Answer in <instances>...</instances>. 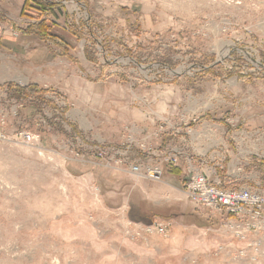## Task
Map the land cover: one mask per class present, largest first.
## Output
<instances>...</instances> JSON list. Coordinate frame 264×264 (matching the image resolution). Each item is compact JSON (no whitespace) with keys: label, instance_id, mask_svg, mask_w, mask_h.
Segmentation results:
<instances>
[{"label":"rangeland","instance_id":"obj_1","mask_svg":"<svg viewBox=\"0 0 264 264\" xmlns=\"http://www.w3.org/2000/svg\"><path fill=\"white\" fill-rule=\"evenodd\" d=\"M39 1L42 18L54 5L71 17L36 32L33 12L8 31L22 69L46 65L36 85L47 92L0 90V264H244L229 252L245 242L185 191L188 165L200 167L191 129L235 120L225 96L249 89L264 101V0ZM149 127L152 139L180 137L178 163L144 138ZM140 163L160 166L162 180L130 171ZM156 223L166 234L148 231Z\"/></svg>","mask_w":264,"mask_h":264},{"label":"crops","instance_id":"obj_2","mask_svg":"<svg viewBox=\"0 0 264 264\" xmlns=\"http://www.w3.org/2000/svg\"><path fill=\"white\" fill-rule=\"evenodd\" d=\"M25 2L26 0H3L1 2L0 11L4 12L7 16L11 13V15L16 17L15 19H12L14 21H9L6 17L3 19H7L8 21L1 22L0 19V90H2V93L4 90H12L11 88L9 89L10 83L15 84L16 86L19 85V83L25 84L26 82L34 85L41 83V85L46 86V77L42 74L46 65H42L38 62L34 63V61L31 62L32 60H30L28 64L29 67L22 69L21 65H18L19 59H17L16 55L11 54L9 51L10 47L8 46V42H10V40L15 41L14 39L17 41L19 40L17 38L10 37L8 31H12L16 28H18V30H24L23 21L26 18L23 15V10ZM29 2L37 6L35 1L33 2L32 0H29ZM48 12V14H50L47 17L48 20L53 17L54 19H52L54 21L52 22L56 25H61L60 20L66 21L71 14L67 8H63L59 5L52 6ZM59 41L63 43L61 40ZM83 56L86 60L87 57L85 53H83ZM31 66L32 69H30ZM14 69L21 71V75H13L12 72ZM43 76L45 78H43ZM240 87L243 89L242 85ZM225 94L228 95V93ZM211 95L210 99H215L214 96L218 94L216 93ZM258 95L259 93H255L247 89L244 91V95H242L238 100H232V103H230L231 101L225 96L226 99L221 101V103L225 104L226 107H235V111L238 113L237 118L232 120L233 123L228 122L230 120H221L215 118V116H213V118L207 116V118H204L205 129H203V131L200 129L199 131L201 132L199 133L198 130L197 132L195 131L196 129H191L190 133L193 134L191 135L190 145L194 151L193 156L195 155L192 160H194V158L198 160H194V163L199 166L203 164L217 165V170L220 174L231 173L234 169L242 167L244 169V173L249 174L251 172H257L261 177V174L258 171L264 173V106H262L264 101ZM185 114L188 116L191 113L187 112ZM143 126L145 129H148L146 124ZM249 126L252 127L248 128ZM154 130V127H149V131L145 134L144 138L154 141V143L158 145L157 147L162 146L164 148V146L169 145L168 147L173 148L181 146L182 140L175 134H169L161 140L152 139L151 134L154 133ZM257 131H262L260 133L261 136L256 133ZM194 135L195 137H193ZM256 138H258V140L254 143L253 141L256 140ZM115 139L116 137L96 138L98 142L111 145H114L117 142V139ZM89 145L90 144H86L87 149L92 148ZM223 147L228 150L225 157H222L219 153ZM221 159L224 160L220 161ZM182 167L184 168V165ZM248 180L249 179H244L236 183L254 185V183L248 182ZM261 183L264 185L263 179L261 180Z\"/></svg>","mask_w":264,"mask_h":264},{"label":"built area","instance_id":"obj_3","mask_svg":"<svg viewBox=\"0 0 264 264\" xmlns=\"http://www.w3.org/2000/svg\"><path fill=\"white\" fill-rule=\"evenodd\" d=\"M230 122L233 123L231 120ZM261 132L256 133L261 136ZM23 138L30 144L39 140L38 136L31 133H24ZM257 140L258 138L253 142L256 143ZM173 149L174 152L171 153L173 156L162 157L175 165L180 160L176 154L180 153V149L178 147H173ZM219 153L225 157L228 150L223 147ZM192 162L194 163V160ZM130 167V171L138 176L155 181L162 180L163 170L160 166L140 163ZM187 169L190 176L185 191L187 197L195 204L216 212L214 214L221 215V229L237 238L236 240L245 242V246L230 250L229 253L233 260L244 264H264V185L258 173L246 174L242 167H238L231 173L220 174L217 165L208 164H203L199 168L190 164ZM127 171L130 172L129 169ZM244 179H249L248 182L254 185L236 183ZM167 227L166 224L156 223L154 227L150 226L147 229L166 234Z\"/></svg>","mask_w":264,"mask_h":264},{"label":"trees","instance_id":"obj_4","mask_svg":"<svg viewBox=\"0 0 264 264\" xmlns=\"http://www.w3.org/2000/svg\"><path fill=\"white\" fill-rule=\"evenodd\" d=\"M37 1V6L35 5V8H36V10H33L32 8H30V6L31 7H33L34 6V4H32V3H30L29 2V0H26V2H25V5H24V10H23V15H33L32 13L34 12V13H36V17H40L39 19H40V21H39V23L36 25V26H34V30H36V32H37V29H38V32H45V31H48V33H50V31H51V28H50V24H51V22L48 20V18L47 17H45V18H42L43 16H42V14H44V11H46V9L47 8H44L43 7V3H42V1H39V0H36ZM33 5V6H32ZM32 26V25H31ZM28 87H26V88H23V92H24V95H26L27 93H29V92H27V90H28V88H32L33 90H36V92H38V93H46L47 92V90H45V89H42V88H39L37 85H34V84H29V85H27ZM16 87V85L15 84H13V83H10L9 84V89L11 88H15ZM17 88H21V87H17ZM36 88V89H35ZM12 89V90H13ZM22 89V88H21ZM38 89V90H37ZM30 94V93H29ZM34 94V92L32 93V95ZM27 96V95H26Z\"/></svg>","mask_w":264,"mask_h":264},{"label":"bare ground","instance_id":"obj_5","mask_svg":"<svg viewBox=\"0 0 264 264\" xmlns=\"http://www.w3.org/2000/svg\"><path fill=\"white\" fill-rule=\"evenodd\" d=\"M232 46V45H231ZM234 261V260H233Z\"/></svg>","mask_w":264,"mask_h":264}]
</instances>
